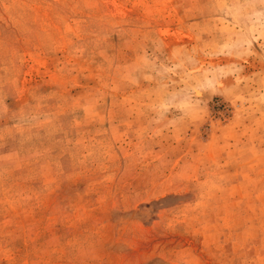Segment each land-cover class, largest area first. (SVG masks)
<instances>
[{
  "label": "rangeland",
  "instance_id": "1",
  "mask_svg": "<svg viewBox=\"0 0 264 264\" xmlns=\"http://www.w3.org/2000/svg\"><path fill=\"white\" fill-rule=\"evenodd\" d=\"M0 264H264V0H0Z\"/></svg>",
  "mask_w": 264,
  "mask_h": 264
}]
</instances>
